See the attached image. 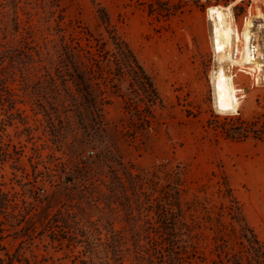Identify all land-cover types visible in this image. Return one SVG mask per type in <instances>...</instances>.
Masks as SVG:
<instances>
[{
  "label": "rangeland",
  "instance_id": "374dc122",
  "mask_svg": "<svg viewBox=\"0 0 264 264\" xmlns=\"http://www.w3.org/2000/svg\"><path fill=\"white\" fill-rule=\"evenodd\" d=\"M11 1L23 25L31 13L38 40L64 34L79 46L103 44L124 54L126 46L144 72L147 94L138 92L137 81L121 82L111 58L98 57L99 68L76 58L93 65V78L101 81L84 103L100 106V114L82 122L73 112L78 93L35 78H56V66L70 60H17L15 73L0 84V134L10 152L0 164V190L15 204L0 213L6 250L18 249L27 264H90V256L98 264L113 261L115 253L130 264L135 245L150 242L137 235L155 237L161 229L154 218L166 214L181 219L176 232L183 264H264V137L234 139L225 132L233 121L248 123L264 113V79L259 84L249 67L231 66L238 110L215 108L210 72L217 54L207 16V7L235 1L230 10L237 31L248 20L253 35L262 37L264 19L257 26L255 13L259 7L264 13V0ZM260 50L263 59L264 46ZM25 65L33 81L19 70ZM9 111L16 113L10 125ZM111 188L119 189L110 195ZM158 202L166 210H158ZM58 210H68L66 227L44 231ZM7 213L23 222L8 227ZM145 218L151 223L138 227Z\"/></svg>",
  "mask_w": 264,
  "mask_h": 264
},
{
  "label": "trees",
  "instance_id": "16d2710c",
  "mask_svg": "<svg viewBox=\"0 0 264 264\" xmlns=\"http://www.w3.org/2000/svg\"><path fill=\"white\" fill-rule=\"evenodd\" d=\"M5 1H9V4L5 3ZM11 2V0H0V84L7 83L8 78L11 77L10 74L15 73V69L18 67V65H15L17 60L23 61L27 59L32 61L35 57L41 59L43 57L49 58L53 56L60 60H70L72 62L70 65L63 64L62 66H56L54 69L56 72V78H54L53 75L47 74L48 78L41 79L39 78L41 74L38 73V75H36L37 77H35L38 80H35H37V83L42 84L45 82L54 86L58 85L62 86L65 90H74L78 93L79 97L75 99V110H73L74 116L80 121L86 122L100 114V106L95 107V111L93 107L91 109L86 108L84 103L85 100H89L88 96L91 95L92 87H94L93 84L96 85V89L99 91L101 81L96 77L97 80L95 81V78H93L94 73H92V71L95 67L99 68L98 64H100L102 60L98 57H101L103 59L106 58L108 61L110 58L112 59V62L115 61L113 64H115V67H118V73L114 72V75L116 76L118 74L121 82L125 81V78L127 77L130 79L129 83L137 81L138 92H143V95L147 94V86L144 82V78H146L144 72L140 65L136 63V61L134 62L135 59L131 52L128 49V51L126 50V46L124 54L121 52L119 53L117 49L106 51L103 44L96 49L91 48V46H79L73 40L70 42L66 41L64 34L57 35V40L51 39L49 34L42 37L41 40H38V28L31 23V13H27V19H29L30 22H28L26 26L23 25L20 21L19 14L17 13L18 5L12 6ZM48 30L52 31L51 28ZM57 32H59V30ZM111 38L113 41L116 40L115 36H111ZM82 57L87 58L91 64L95 63V67H93V65L87 66L83 62H75L76 58L80 59ZM120 58L129 62L126 66L135 74L130 75L125 68H123L124 70L121 68L122 64L119 63L121 62ZM132 61L134 63H132ZM43 68L47 71L46 66ZM19 70L22 71L23 74H26L27 80H34V75H32L28 66H22ZM136 74H138V77L139 75H141V77L143 75L142 80L135 77ZM117 89L118 87H114V91L112 92L115 93ZM130 91H133V89ZM93 101H95V99H93ZM101 101L104 102V97L101 98ZM15 114L16 113L13 111L7 113L9 119L7 122H9V125L12 124L13 120L16 118ZM225 132L230 138L234 139L245 137L261 139L264 137V113L248 123L233 121L226 126ZM1 139L2 135L0 134V164L10 156L8 143H4ZM80 171H82V167H80ZM128 176L132 179L139 177V175H133L131 173H129ZM118 178L119 181H121V177L118 176ZM139 184L140 183H136L135 185ZM119 188L115 190L111 188V190H109L111 193L110 195H115ZM83 197V194L74 197V204L76 207ZM12 206L15 207V204L12 203L8 194L0 190V213L8 212L5 210H8V208ZM158 210H166L163 203L158 202ZM66 213H68V210H58L42 225V229L46 232L57 234L58 231L55 230L57 224L66 227ZM9 215L11 220L10 223H8V227L13 225L18 226L23 222L22 217H17V214L10 213ZM180 220V218L168 216L166 214L154 218L153 222L156 223L161 230L152 238L142 232L137 235V239L145 235L150 242L148 243L147 240H145V243L138 242V244L135 245V250L133 253H130V264H183V239L182 236H179L176 232V224H178ZM137 222V226L140 227L151 223V220L145 218L143 220L139 219ZM67 225L69 226L68 222ZM3 226L4 224L0 223V264H14V262H17L18 264H27L26 262L28 259L18 249L13 253H9L4 244L1 243V234L4 230ZM58 236L61 237V234ZM67 236L68 238H71L70 240L77 241L76 236L72 235L71 232H69ZM88 254L95 256V252L89 251ZM119 254L120 253H115L113 261L107 260L104 263L98 264H124L123 257H119ZM90 258V264H96V261L92 259L91 256Z\"/></svg>",
  "mask_w": 264,
  "mask_h": 264
},
{
  "label": "bare ground",
  "instance_id": "6f19581e",
  "mask_svg": "<svg viewBox=\"0 0 264 264\" xmlns=\"http://www.w3.org/2000/svg\"><path fill=\"white\" fill-rule=\"evenodd\" d=\"M234 3L235 1L231 5ZM231 5L207 7V16L211 24V44L217 54V63L213 65L210 72L213 100L215 108L226 113L237 112L239 106L238 89L234 82V74L230 73L231 66L238 64L249 67L253 78L258 76L262 78L264 70V58H261L260 50V46L262 48L264 46V35L262 37L253 35L250 29L253 22L248 20H245L246 23L244 21L245 25L241 28V33L235 31ZM259 8L255 17L259 19L257 26L262 27L264 13ZM236 41H241L242 48L239 56L234 58L232 48Z\"/></svg>",
  "mask_w": 264,
  "mask_h": 264
},
{
  "label": "built area",
  "instance_id": "2783aa9c",
  "mask_svg": "<svg viewBox=\"0 0 264 264\" xmlns=\"http://www.w3.org/2000/svg\"><path fill=\"white\" fill-rule=\"evenodd\" d=\"M234 26H235V25H234ZM234 29H235V31H237V27H236V26L234 27ZM238 53H239V44H238V41H236V42H235V45H234V48H233V52H232L233 57L236 58V57L238 56ZM263 79H264V77H262V80H263ZM87 153H88V154H92L93 151L90 150V151H88ZM84 157H85V156H84Z\"/></svg>",
  "mask_w": 264,
  "mask_h": 264
},
{
  "label": "water",
  "instance_id": "95a60500",
  "mask_svg": "<svg viewBox=\"0 0 264 264\" xmlns=\"http://www.w3.org/2000/svg\"><path fill=\"white\" fill-rule=\"evenodd\" d=\"M256 81H257V83H259V84H261V83H263V80H262V78L261 77H256ZM243 90L244 91H247V87H243Z\"/></svg>",
  "mask_w": 264,
  "mask_h": 264
}]
</instances>
